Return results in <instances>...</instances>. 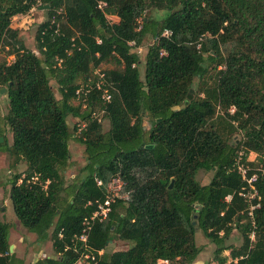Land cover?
I'll list each match as a JSON object with an SVG mask.
<instances>
[{
  "label": "trees",
  "instance_id": "trees-1",
  "mask_svg": "<svg viewBox=\"0 0 264 264\" xmlns=\"http://www.w3.org/2000/svg\"><path fill=\"white\" fill-rule=\"evenodd\" d=\"M37 6L47 19L35 52L12 20ZM152 11L164 15L146 16ZM164 30L171 35L162 37ZM147 39L141 79L136 48ZM4 50L13 58L0 64L12 140L0 143V153L25 165L8 181L13 213L56 254L33 264H77L84 254L95 258L88 264H194L197 229L215 246L217 264L227 263L225 251L229 264H264V176L255 183L253 227L240 195L246 183L232 170L240 154L249 175L264 168V0H0ZM96 69L111 94L100 121L91 117L104 107L100 91L75 99ZM72 142L86 164L67 184ZM199 172L213 174L208 184H200ZM117 176L122 197L93 225L87 248H75L94 211L88 203L103 200ZM9 230L0 219V264H13ZM234 232L241 245L226 246ZM115 241L127 248L108 252Z\"/></svg>",
  "mask_w": 264,
  "mask_h": 264
},
{
  "label": "rangeland",
  "instance_id": "rangeland-1",
  "mask_svg": "<svg viewBox=\"0 0 264 264\" xmlns=\"http://www.w3.org/2000/svg\"><path fill=\"white\" fill-rule=\"evenodd\" d=\"M164 12L162 11H152L147 13L146 16L148 17H160L163 16ZM46 13L44 12L43 7H35L34 9L30 10V12L27 15L24 16H17L12 20V26L16 29L19 30L21 37L24 40V43L26 47L32 51H35L36 48V42H35V34L37 32V29L40 24L46 21ZM108 20L110 23L116 22L117 18L113 16H109ZM151 44V40L147 39L142 46V52L139 55L141 64L139 65L138 71H139V76L141 79H143L144 76V58L146 54V50L148 46ZM7 51H1L0 52V64L6 62V63H11L13 61L12 57L6 56ZM112 65H104L103 68H111ZM51 85L53 87V91L56 94L57 97V86L56 84L52 81ZM194 93V92H193ZM192 93V94H193ZM8 112V101L6 97V93L0 91V137L2 138V143L7 142L8 145L11 144V134L8 131V128L5 125V117ZM146 129L149 128V124L147 122L144 123ZM103 130L106 131L108 130L109 124L108 121H104L103 125ZM72 129V126H71ZM70 155L72 159V167L65 172L64 177L66 180L67 184H70L73 180L74 177H78L81 175L80 170L84 167L86 164V160L84 157L83 149L82 146L72 142V145L70 146ZM256 158L255 154H250L248 156V162H253ZM251 168V167H250ZM25 170V165L23 163H13L12 164V158L6 154V153H0V219L2 222L11 224L13 226V221H17L16 217L14 216L13 213V208L12 204L10 201L9 197V190L10 186L8 184V181L10 180V176H13L15 174L23 173ZM11 172V174H9ZM213 174L211 172L209 173H204V172H199L197 175V180L200 182L201 185H206L209 183L211 180ZM19 223V222H18ZM20 224V223H19ZM21 226V225H20ZM22 227V226H21ZM195 241L196 245L198 247V256L194 264H217L216 262L213 261L214 258V250L215 246L210 243L209 240H207L201 231H196L195 234ZM10 245L12 243V240L9 242ZM48 243V242H47ZM43 243L41 246H36L33 245L31 246L32 248L28 250V258L26 259L27 262H30L31 259L33 260V254H46V255H52V249L49 244ZM242 243L241 237L234 232L233 235L225 242L226 246H235L238 247ZM127 247L125 243H122L120 241H115L113 243L109 244L108 247V252L111 251H120V250H125ZM54 252V251H53ZM54 256V254H53ZM221 258H226L227 263L229 264L231 262L229 258V252L225 251L220 255ZM39 257H37L38 260ZM44 260V259H42Z\"/></svg>",
  "mask_w": 264,
  "mask_h": 264
},
{
  "label": "built area",
  "instance_id": "built-area-1",
  "mask_svg": "<svg viewBox=\"0 0 264 264\" xmlns=\"http://www.w3.org/2000/svg\"><path fill=\"white\" fill-rule=\"evenodd\" d=\"M39 4V3H38ZM105 7V4L100 2L98 4V8L102 9ZM57 15H62L61 11L56 12ZM56 21L55 18L52 19L51 23L54 24ZM59 31L58 25H56L55 33ZM162 37H169L171 35V32L168 30H164L162 32ZM129 46L134 47V42H129ZM137 54H141L142 47L136 48ZM161 55H164V52L160 53ZM93 77L89 78L86 83L80 86L75 92V99L77 101L82 100L83 102L86 101V97L94 90H98L101 92V95L99 99L103 102L104 107L100 110V112H93L91 117L93 119H96L97 121L101 120V117L104 113H106V106L110 104L111 102V94L109 93L108 89L106 88V81H105V74L102 73L99 69H96L93 71ZM86 128L85 124L79 125V132ZM232 170L236 172L242 181L246 183L247 189H243V192L240 193V195L249 202V211L248 216L251 220V224L254 227V221H253V210L259 208V201L260 197L258 194V191L255 187V183L258 177V174L264 176V168H257L254 170V173L249 175V172L251 171V168L248 165H245L242 163V154H240L239 157H237L233 163ZM95 183L97 186H102V182L99 179H95ZM121 188H122V182L120 178L117 176L111 180V182L107 186V191L105 198L103 200H95L93 202H89V206L94 207V211L84 220L82 221L81 230L80 233L76 236V239L74 241V245L76 248V245L79 246L80 250L87 248V241L88 237L92 231V227L96 222H103L107 220L112 204L115 202L116 199L121 198ZM231 200V196H227L225 198L226 202H229ZM253 201H256L255 203H252ZM250 239L254 240V232L251 233ZM99 254H102V252H99ZM6 254H4L5 256ZM3 256V254H0V257ZM92 261L95 262V258L93 256H90L89 254H84L81 256L77 264H88L86 261ZM164 264H167V261H164Z\"/></svg>",
  "mask_w": 264,
  "mask_h": 264
},
{
  "label": "crops",
  "instance_id": "crops-1",
  "mask_svg": "<svg viewBox=\"0 0 264 264\" xmlns=\"http://www.w3.org/2000/svg\"><path fill=\"white\" fill-rule=\"evenodd\" d=\"M10 225V230H9V242L12 240V243L10 246H12L11 248L9 247V251L10 253L14 252V258H13V264H33L37 261H39L37 259V257L40 256V260L42 259H49V258H55L56 254L53 252V249L51 247V244L49 241H45V243L49 244L51 249H52V255H46V254H33L34 259L30 262H27L26 259L29 257L28 256V250L31 249L33 245H35V247L37 246H41L43 243H38L36 241V237L27 232L23 227L20 226V224L17 221H13V226L11 224Z\"/></svg>",
  "mask_w": 264,
  "mask_h": 264
},
{
  "label": "water",
  "instance_id": "water-1",
  "mask_svg": "<svg viewBox=\"0 0 264 264\" xmlns=\"http://www.w3.org/2000/svg\"><path fill=\"white\" fill-rule=\"evenodd\" d=\"M5 90L4 89H2L1 90V92H4ZM192 93H193V90H191L190 91V95L188 96V99H191V97H192ZM2 142V138L0 137V143ZM148 148H151V146H149ZM172 187V184L170 185V188ZM12 246H10V248H11Z\"/></svg>",
  "mask_w": 264,
  "mask_h": 264
}]
</instances>
